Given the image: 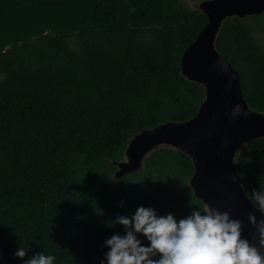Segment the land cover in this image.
<instances>
[{"label": "trees", "instance_id": "1", "mask_svg": "<svg viewBox=\"0 0 264 264\" xmlns=\"http://www.w3.org/2000/svg\"><path fill=\"white\" fill-rule=\"evenodd\" d=\"M132 11L128 0H98L92 25L78 34L79 51L51 33L0 51V264H22L20 245L31 248L24 259L44 251L56 264H100L104 240L123 232L107 226L116 216L139 206L172 213L177 197L185 214L192 201L205 207L190 187L192 160L173 147L155 149L119 181L97 171L111 176L136 134L189 120L205 99L204 88L182 75L181 58L206 15L163 0V25L139 30ZM239 20L225 21L216 48L239 71L249 106L264 113V48ZM239 163L255 203L264 191V139L245 146ZM152 168L175 176L162 188L135 181Z\"/></svg>", "mask_w": 264, "mask_h": 264}, {"label": "water", "instance_id": "2", "mask_svg": "<svg viewBox=\"0 0 264 264\" xmlns=\"http://www.w3.org/2000/svg\"><path fill=\"white\" fill-rule=\"evenodd\" d=\"M191 1H201L198 10L208 23L184 51L182 75L204 88L205 99L189 120L169 121L136 134L125 149L124 159L113 162L117 168L114 179L139 172L155 149L173 147L193 162L190 187L194 198L242 221L243 236L259 247L249 214H255L259 222L264 213L255 208L243 185L239 160L245 146L264 139V113L249 106L239 71L217 50L216 41L227 19L264 14V0ZM236 105L242 111L233 117ZM260 250L264 255V248Z\"/></svg>", "mask_w": 264, "mask_h": 264}, {"label": "clouds", "instance_id": "3", "mask_svg": "<svg viewBox=\"0 0 264 264\" xmlns=\"http://www.w3.org/2000/svg\"><path fill=\"white\" fill-rule=\"evenodd\" d=\"M241 111L234 106L233 117ZM254 200L255 208L264 213V191L256 192ZM249 221L258 233L259 247L243 236L242 221L227 211L193 206L190 214L178 219L174 213L161 215L151 206H139L131 216L118 215L107 223L110 228L122 226L123 232L104 240L107 251L100 264H264V219L258 222L249 214ZM30 250L20 245L15 256L22 264H56V255L44 251L24 259Z\"/></svg>", "mask_w": 264, "mask_h": 264}, {"label": "crops", "instance_id": "4", "mask_svg": "<svg viewBox=\"0 0 264 264\" xmlns=\"http://www.w3.org/2000/svg\"><path fill=\"white\" fill-rule=\"evenodd\" d=\"M132 6L131 26L137 0ZM98 0H0V51L42 35H65L78 44V34L92 25ZM147 0H145L146 4ZM163 6V5H162ZM147 14V13H146Z\"/></svg>", "mask_w": 264, "mask_h": 264}, {"label": "rangeland", "instance_id": "5", "mask_svg": "<svg viewBox=\"0 0 264 264\" xmlns=\"http://www.w3.org/2000/svg\"><path fill=\"white\" fill-rule=\"evenodd\" d=\"M184 4V6L187 9L191 10H198L200 2L201 1H191V0H181ZM145 0H137L135 3L137 9L134 16V22L133 25L138 28H149V27H161L163 25L164 21V13H163V0H147L146 4ZM147 13V14H146ZM240 23L248 25L252 28L253 35L258 42V44L264 48V14L257 15V16H251L246 19H240ZM70 45L74 50L79 51L80 46L76 43L75 40L70 41ZM3 76V74H0V78ZM97 171H106V177L107 182L112 183V178H114V173L110 176L106 168L100 167L97 168ZM84 171H81L80 174H82ZM162 174V175H160ZM175 175L172 173H159L156 169L152 168L149 170H146L141 175H138L137 177H134L136 182H140L141 184H144L149 180L151 184L154 186L159 187H166L169 185L170 178H173ZM101 181V180H100ZM173 185L175 187H178L177 182H173ZM178 190V189H177ZM177 201H173L172 205L174 207L172 213L175 214V216L179 219L181 217H184L188 214H185L187 212L186 209H188L185 206V203L183 200H181L179 197L176 198ZM171 200H173V197H171ZM172 202V201H171ZM178 202V203H177ZM192 207L196 205L195 202L192 201ZM192 211V208L190 209V212Z\"/></svg>", "mask_w": 264, "mask_h": 264}]
</instances>
